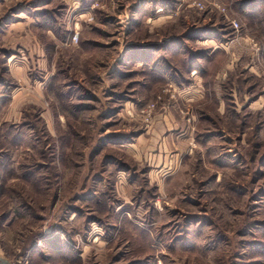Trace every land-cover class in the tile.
I'll list each match as a JSON object with an SVG mask.
<instances>
[{
  "label": "rangeland",
  "instance_id": "374dc122",
  "mask_svg": "<svg viewBox=\"0 0 264 264\" xmlns=\"http://www.w3.org/2000/svg\"><path fill=\"white\" fill-rule=\"evenodd\" d=\"M239 35L264 87V0H0V264H264V97L170 124Z\"/></svg>",
  "mask_w": 264,
  "mask_h": 264
},
{
  "label": "crops",
  "instance_id": "0c3cea01",
  "mask_svg": "<svg viewBox=\"0 0 264 264\" xmlns=\"http://www.w3.org/2000/svg\"><path fill=\"white\" fill-rule=\"evenodd\" d=\"M230 42L227 43L228 45L225 44L226 47L221 46L224 51L220 57H215L205 66L198 63L200 71L189 66L183 74L184 78H176L173 81L177 86L175 91H178V88L181 87L178 83H188H186L187 86H182L184 87L183 91H178V96L173 104L172 120L170 122L173 127H177V129L184 127L180 112H190L195 110L197 106L202 107L204 104L201 101L202 99L206 100L208 120L212 122L213 118L220 117L218 112L224 114L222 109L225 110L223 104L226 97L236 98L240 95H248L251 99L257 96L259 92L261 93L260 99L264 97V87L255 82L253 83L252 76H250L259 77V67L257 63L255 66L252 63V60L255 59L258 44L254 43L253 46V39H250L249 35H239ZM174 68L176 69V67ZM176 73L178 74L180 71L176 70ZM241 76L249 77H246L249 82L244 84L239 79Z\"/></svg>",
  "mask_w": 264,
  "mask_h": 264
},
{
  "label": "built area",
  "instance_id": "2783aa9c",
  "mask_svg": "<svg viewBox=\"0 0 264 264\" xmlns=\"http://www.w3.org/2000/svg\"><path fill=\"white\" fill-rule=\"evenodd\" d=\"M232 26H233L234 31H235L236 33H239V32H240V26H239L238 23H236V22H232Z\"/></svg>",
  "mask_w": 264,
  "mask_h": 264
}]
</instances>
